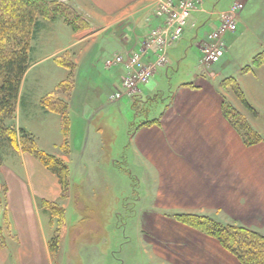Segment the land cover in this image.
<instances>
[{
	"label": "crops",
	"instance_id": "crops-1",
	"mask_svg": "<svg viewBox=\"0 0 264 264\" xmlns=\"http://www.w3.org/2000/svg\"><path fill=\"white\" fill-rule=\"evenodd\" d=\"M61 1L73 5L87 27L73 31L61 17L39 19L30 41L15 114L18 125L34 136L38 148L68 166L69 187L62 197L54 173L32 154L0 139V227L4 241L0 243V264H60L69 235L67 217L74 216L75 189L82 187L76 179H90L91 188L101 180L105 188L97 190L96 199L100 204L107 199L111 187L108 173L117 162L115 145L108 140L107 152L104 151L102 131L106 129L90 123L104 107L98 101L100 97H109L120 88L124 68L121 64L105 68L103 61L115 53L137 50L150 29L162 22L155 13L158 0ZM208 1L203 0L201 8L192 11L182 38L170 46L168 53L183 51L186 55L182 44L187 41V34L191 36L189 45L194 44L198 50L218 23L215 12L227 9L233 1H242L244 8L237 18V28L225 35L226 50L220 62L217 66H201L199 62L195 73L170 86L159 113L130 125L124 147L131 163L127 172L141 180L144 187L142 194L135 192L138 229L163 227L165 232L175 233L191 245L183 252L168 245L161 249L152 242V235L146 234L152 244L149 258L160 264H238L236 257L215 238L169 217L164 210L206 215L219 211L247 225L262 224L258 221L264 220V64L241 71L254 54L264 50V0H232L224 8H217V1ZM238 27L244 29L240 35L254 38L247 52L230 61L224 57L233 48ZM200 32L204 37L199 39ZM33 43L42 52L34 55ZM65 51L74 64L71 70L52 60ZM46 62V67H41ZM101 63L104 73L98 71ZM167 65L158 72L166 70ZM31 70L35 72L27 83ZM68 76L71 88L57 89L58 83ZM225 77L235 78L255 112L248 110L230 88L221 85ZM148 83L140 84L132 97H126L131 109L135 110V103L159 97L158 84ZM48 92H56L67 104L65 150L60 148V115L39 104ZM224 102L246 117L260 134V142L249 146L243 143L223 114ZM43 201L57 203L63 209L64 229L53 247L50 240L58 235L56 219L42 205ZM199 250L203 257L197 254ZM54 257L60 258L58 263Z\"/></svg>",
	"mask_w": 264,
	"mask_h": 264
},
{
	"label": "rangeland",
	"instance_id": "rangeland-1",
	"mask_svg": "<svg viewBox=\"0 0 264 264\" xmlns=\"http://www.w3.org/2000/svg\"><path fill=\"white\" fill-rule=\"evenodd\" d=\"M216 1L217 8H224L232 0H209L208 4ZM256 9L257 5L253 6L251 13L254 14L256 12ZM241 30L244 29H242V27H238L236 34L239 35L236 36L237 38L232 45L233 48L228 54H226L224 59H228L231 61L234 56L240 57L244 52L248 51L250 43L251 41L253 42L254 37L253 35H245L244 33L240 35V33L242 32ZM198 36L199 39L203 38V32H200ZM190 37L191 36H189V34L185 35L184 39H186L187 41H184L182 44V50H187V54L184 55L183 51H181L180 53H173L169 51L166 60V64H168L166 67L167 69L161 70L163 72L159 73L158 69L162 68V66L157 67L153 72V74L155 73V76L152 77V75V78H149V83L147 82L149 86H151L152 84H158V88H160L161 90L159 97H157L156 99L144 100L143 103H135L136 111L130 108L129 105L131 104V102L128 103V100L126 102L125 99L127 96H123L122 99L124 100L120 99L117 102L110 100L107 96L100 97V99L98 100L104 107L99 113L95 115L92 123L90 124L91 126L100 125L103 127V129H106L102 131V138L104 140L103 149L107 152L108 140L114 141V155L115 157L117 156V162L115 164V169L112 172L108 173V175L110 176L111 187H109L106 196L107 199L101 204L99 203V200L96 199L97 190L100 188H105L103 187L104 183L101 182V180L96 181V183L93 184L94 188H91V186H89L90 179L84 178L79 179L80 181L78 179L75 180L76 183L82 182V187L75 189L76 194H74V197L75 200L77 199L73 203L75 211L74 216H71L70 214L67 217L69 235L60 264H160L157 259L153 257L149 258L150 256H152V244L150 246V243H148L146 234L150 236L152 235V242H155L154 244H156L158 248L161 249L166 248L165 246L167 245L171 246L175 250L179 248L182 252L186 251L188 247L191 248V245L189 246V244L186 243V240H184L182 237L180 238V236L175 233L173 234L171 232H165L163 227H151V231H148L150 227L148 228L147 226H139L140 230L138 229V222L135 218V208L137 207V194L135 192H137L138 194H142V189L144 187L140 185L141 180L134 178L127 172L128 167H131V163L128 152L124 151V147L128 139L127 131L130 125H136L146 119H151L156 113H159L160 109H162L163 106L162 98L165 99L170 86H174L176 82L183 78L185 75L191 76V74L197 71L200 61V46L205 39L199 44L198 52L194 44L189 45ZM33 45L35 46V54L33 53L34 55H36V53L38 52H42L40 51L41 49H37L36 43H33ZM58 57L62 60L68 59L71 61V58L67 51L58 53L57 55L52 57V60L57 63L56 58ZM218 63L216 62V64L211 63L208 65L210 66L215 64L214 66H217ZM47 64L48 62L41 65V67H46ZM208 65L205 64L204 66ZM99 67L100 69L98 68V71L104 73L105 69L103 68L102 63ZM34 72L35 70H31V72L28 74L27 83ZM138 86L135 92L138 91ZM226 87L232 90L231 87ZM62 89L63 87H61L60 90ZM69 89H67V91ZM232 92L235 94L233 90ZM49 93L51 92H48L45 95H48ZM56 95L58 96L57 93ZM235 96L238 98L236 94ZM41 99L39 104L42 107ZM13 115L15 127L18 128L20 127V125H18V123L16 122L15 105ZM8 122L9 119L6 118L3 123L5 125V123ZM125 154H127V156ZM95 202L97 203L95 204ZM163 212L167 213L169 217H171L172 214L180 212L195 213L211 217L224 224L242 226L264 234V220L258 221L262 224L257 225L255 223L247 225L244 222H241V220L239 221L233 217L222 214L219 211L212 212L209 215L197 211L185 212L176 210H164ZM199 252L200 250L197 251V254H199L200 257H203L204 254ZM53 260L54 262L58 263V260H60V258L54 257Z\"/></svg>",
	"mask_w": 264,
	"mask_h": 264
},
{
	"label": "trees",
	"instance_id": "trees-1",
	"mask_svg": "<svg viewBox=\"0 0 264 264\" xmlns=\"http://www.w3.org/2000/svg\"><path fill=\"white\" fill-rule=\"evenodd\" d=\"M61 17L71 30L78 31L87 27V22L81 13L71 4L61 0H0V138L8 140L13 146L36 157L48 170L54 173L61 185L62 197L69 187L68 166L56 156L37 147L34 136L22 127H15L14 105L20 81L28 66L30 39L36 29L39 18L54 19ZM57 64L71 70L74 64L70 60L56 58ZM264 64V50L257 52L249 64L241 71L246 72ZM70 77L58 83L57 88L67 91L71 88ZM221 85L229 86L238 96L240 102L250 111L255 109L248 103L244 93L234 77L221 81ZM44 109L55 111L60 115L61 132L63 136L60 148L66 149L69 128L67 104L55 92L41 99ZM224 116L242 138L246 146L261 141L260 135L248 123L246 117L234 109L229 103L222 105ZM8 118L9 122L4 120ZM56 219L58 235L50 240V246L57 244L64 229L63 209L57 203L43 201ZM171 217L181 223L195 228L204 234L215 238L219 244L234 255L238 264H264V234L233 224H224L211 217L195 213H175ZM3 234L0 227V243L3 244Z\"/></svg>",
	"mask_w": 264,
	"mask_h": 264
},
{
	"label": "built area",
	"instance_id": "built-area-1",
	"mask_svg": "<svg viewBox=\"0 0 264 264\" xmlns=\"http://www.w3.org/2000/svg\"><path fill=\"white\" fill-rule=\"evenodd\" d=\"M203 0H158L155 13L162 17L158 27L150 29L140 49L126 55L113 54L103 61L105 67L122 64L125 76L121 87L109 95L116 101L123 96L132 97L139 84L147 83L157 67L167 61L168 48L181 38L192 11L201 8ZM244 7L242 1H234L217 13V26L207 34L200 46V64L216 63L225 51V35L236 29V21ZM152 55V59L149 57Z\"/></svg>",
	"mask_w": 264,
	"mask_h": 264
},
{
	"label": "bare ground",
	"instance_id": "bare-ground-1",
	"mask_svg": "<svg viewBox=\"0 0 264 264\" xmlns=\"http://www.w3.org/2000/svg\"><path fill=\"white\" fill-rule=\"evenodd\" d=\"M218 12H219V11L215 12L216 16H217V13H218ZM156 15H157V14H156ZM157 16H158V15H157ZM159 17H160V16H159ZM161 18H162V17H161ZM217 20H218V17H217ZM161 23H162V22H161ZM158 26H159V25H158ZM158 26H156V27H158ZM236 28H237V22H236ZM235 30H236V29H235ZM235 30H234V31H235ZM234 31H233V32H234ZM230 33H232V32H230ZM178 40H179V39H178ZM141 44H142V43H141ZM141 44H140V46H139V48H138L137 50L130 51L129 53L137 52V51L140 49ZM225 50H226V47H225ZM129 53H127V54H129ZM224 53H225V51H224ZM224 53H223V55H224ZM115 54H116V53H115ZM166 60H167V59H166ZM166 63H167V62H166ZM166 63H165L162 67H165V66L167 65ZM117 65H120V64H117ZM121 65H122V64H121ZM113 66H115V65H113ZM113 66H111V67H113ZM122 66H123V65H122ZM123 68H124V72H125V67L123 66ZM152 75H153V72H152V74H151L149 77H151ZM124 76H125V75H124ZM143 84H144V83H143ZM135 93H136V92H135ZM135 93H134V94H135ZM134 94H133V95H134ZM133 95H132V96H133Z\"/></svg>",
	"mask_w": 264,
	"mask_h": 264
}]
</instances>
